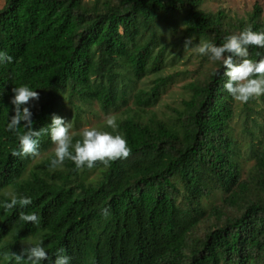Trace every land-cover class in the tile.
<instances>
[{"label":"trees","instance_id":"obj_1","mask_svg":"<svg viewBox=\"0 0 264 264\" xmlns=\"http://www.w3.org/2000/svg\"><path fill=\"white\" fill-rule=\"evenodd\" d=\"M203 3L5 0L0 50L13 62L0 65V201L7 191L32 203L6 209L0 202V264H17L12 254L27 242H42L53 260L63 248L70 264H264V121L257 118L264 95L243 102L240 113L254 162L246 177L232 125L238 101L223 89L221 61L202 55L203 77L190 80L177 102L156 108L178 76L170 68L186 42L219 45L248 26L264 30L258 2L241 18ZM257 52L264 56V48L249 46L250 59ZM21 84L39 92L29 102L34 128H47L53 114L78 126L76 99L120 112L115 131L129 155L79 169L65 159L52 168L54 145L43 133L35 165L13 156L18 139L5 125L14 114L11 89ZM18 130L26 131L22 124ZM21 211L37 213L39 223L19 220ZM208 218L214 223L197 237Z\"/></svg>","mask_w":264,"mask_h":264},{"label":"clouds","instance_id":"obj_2","mask_svg":"<svg viewBox=\"0 0 264 264\" xmlns=\"http://www.w3.org/2000/svg\"><path fill=\"white\" fill-rule=\"evenodd\" d=\"M189 42H186L188 45ZM249 46L264 48V30H253L251 26L224 37L219 45L202 41L195 51L205 55L209 60L221 61L224 67V75L227 80L223 82V89L233 98L240 102H247L252 97L264 95V56L258 60L249 58ZM235 58H238L234 60ZM13 62V56L4 50H0V65ZM13 95L10 97L14 106V114L8 118L5 129L16 134L18 139V150L12 151L13 156H19L26 160L31 166L34 164V157L39 155L38 138L47 133L53 142V156L50 158L49 167L55 168L63 164L65 159L71 160L77 169L82 167L91 168L96 162L104 165L110 164L118 158H125L129 155V147L123 135L115 131L118 127L116 119L112 115L105 118V124L113 131H101L96 127H84L79 132V139L73 140L75 133L70 132L71 124L65 121L64 117L52 115L51 122L47 128L33 127V113L29 102L39 98V92L28 85L21 84L11 89ZM24 123H21V122ZM23 125L26 131L20 132L19 126ZM28 155L26 158L23 157ZM32 156V157H31ZM3 206L6 209L14 207L24 208L32 203L31 196L17 195L14 192H4ZM101 214L107 217L108 208L101 209ZM19 220L23 222L39 223L37 213L21 211ZM25 242V241H24ZM22 250L21 254L13 253L17 264L23 260L25 264H43L48 258L50 264H70L71 257L65 254L63 248L56 249L55 259L49 255L42 242L31 243ZM26 253V256L24 255ZM4 257L8 253H3Z\"/></svg>","mask_w":264,"mask_h":264},{"label":"rangeland","instance_id":"obj_3","mask_svg":"<svg viewBox=\"0 0 264 264\" xmlns=\"http://www.w3.org/2000/svg\"><path fill=\"white\" fill-rule=\"evenodd\" d=\"M257 2L262 6V10H263L262 14L264 15V0H204L202 7L206 10H211V11L223 10L224 12H226V14L230 15L231 17L241 18V17H247L250 13H252L254 9V5ZM4 4H5V0H0V9L4 6ZM198 44L191 42L188 43L179 61L174 62L172 64V68L170 69H174V70H170V72H176L175 74H178V76L174 79V83L167 89V91L163 93L162 95L163 100L161 104L156 107L158 108V110L161 111L162 109H165L166 107H168L167 104L172 105L174 101L177 102L178 99L184 96L185 86L190 80L201 79L203 77L204 73L202 71H199V69L197 68L199 62L202 59V55L195 51V48ZM187 60H189L188 63ZM257 102H258L257 103L258 108L264 109V102L259 100ZM74 104L79 105L83 113L78 126L77 123L75 124L73 123L72 118L70 119L71 121H68L67 118L66 121L70 122L71 124L70 132L72 133L80 132V130L84 127H96L98 130L108 131L105 128L106 116L112 115L115 117L117 113H120V112H115L113 110L106 113L102 110V108L98 105V103L82 102L78 99L74 101ZM74 104L69 103V105H66V109L71 110L72 113L71 117L75 113ZM237 104L238 106L236 107V115L233 119L232 125L234 127V131L236 133L239 132V135L241 137L242 153H241L240 163H241L242 171H244L243 177H246V171L254 164V162L252 159L247 158L249 136L248 134L245 135L243 133L244 116L240 115L243 109L242 108L243 102L238 101ZM262 116H264V113ZM262 116H259L257 118L259 121L263 122L264 117ZM208 205L209 202L208 204H205V206ZM213 223H214L213 218H208L203 222L201 221V223L195 230V235L197 237L204 236L207 230V226H210Z\"/></svg>","mask_w":264,"mask_h":264}]
</instances>
